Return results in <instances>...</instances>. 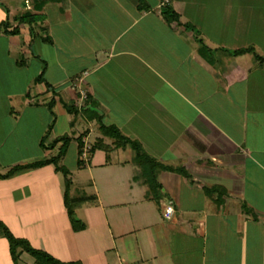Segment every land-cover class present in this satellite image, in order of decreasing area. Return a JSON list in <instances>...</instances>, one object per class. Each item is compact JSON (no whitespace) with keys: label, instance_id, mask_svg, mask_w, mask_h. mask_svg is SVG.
I'll return each mask as SVG.
<instances>
[{"label":"crops","instance_id":"1","mask_svg":"<svg viewBox=\"0 0 264 264\" xmlns=\"http://www.w3.org/2000/svg\"><path fill=\"white\" fill-rule=\"evenodd\" d=\"M138 1L66 0L61 9L47 0L36 11L33 0H0V21L17 27L15 34L0 29V172L56 151L58 143L38 144L52 100L56 117L45 142L72 137L68 147L74 141V167L83 175L71 189L82 184L96 196L75 208L83 227L74 231L61 172L52 164L22 169L0 178V220L61 261L264 264V67L247 52H218L207 62L183 26L192 24L210 48L250 45L264 56V0H143L148 9ZM162 2L177 22L162 18ZM25 11L40 19L17 22ZM81 90L104 124L186 172L155 170L161 202L137 177L129 147H115L85 113L65 110L79 105ZM83 131L84 145L100 139L107 150L95 148L78 166L74 138ZM167 201L170 218L162 215ZM26 255L14 263L0 236V264H33Z\"/></svg>","mask_w":264,"mask_h":264},{"label":"trees","instance_id":"2","mask_svg":"<svg viewBox=\"0 0 264 264\" xmlns=\"http://www.w3.org/2000/svg\"><path fill=\"white\" fill-rule=\"evenodd\" d=\"M47 0H33V9L40 10L42 5ZM54 2H60V8L64 9L66 6V0H50ZM138 8L140 9H148V5L145 4L143 0L138 1ZM159 12L162 18L166 22H177L179 14L173 9V7L166 2H162L159 5ZM17 22H25L31 25L40 19L39 13H34L31 11H25L22 14L18 15L16 18ZM184 28L192 31L193 39L196 41V49L198 54L204 58L207 62L213 63L212 54L215 49L222 50L226 52L230 56H236L243 53H251L254 60L261 67H264V56L259 55L255 52L254 48L250 45L244 47H238L234 49L228 48H210L208 47L202 38L199 36V32L194 26L190 23H183ZM0 29L4 32H8L10 34H15L17 32V27L13 26L10 29L7 28V23L5 21H0ZM42 71L39 72L34 78V81H42ZM47 86L50 85L47 83ZM89 101L84 100L83 104L75 105L74 103L68 104L65 106V110L71 115L75 116L79 112L85 113L88 119L94 120L97 124L98 131L104 135L113 139V145L115 147H129L131 152V161L135 163L139 167V173L137 175L141 181L147 185L149 188L150 194L152 195V199L156 202L159 198V192L161 191V186L156 178V169H166V170H176L186 174L183 170L177 166H170L167 164H163L149 155L142 147L140 142L136 139L130 138L124 135L115 125L113 124H104L102 121V115L99 112L98 108H91V104ZM52 100H49L46 104L47 110L50 115V119L46 125L44 133L39 139V146L43 149H52L57 143L56 151L53 154L48 155L42 159L32 160L29 162L14 164L8 169H6L3 173L0 172V178H5L11 176L15 172L22 169H29L34 167H39L46 164H52L56 171L62 172L63 175V184L64 189L62 193V203L68 217L70 226L72 230L77 231L82 229L83 223L77 218L75 214V208L80 206L85 202H93L96 199L94 194L85 193L80 187L82 184L77 185L76 191L71 194L69 193V189L74 185V182L71 180L68 174V170L61 163L62 157L64 156L68 144L72 137L63 133L58 136L53 137L49 142H45L46 137L50 134L52 126L55 121V113L52 109ZM73 121H70L72 124ZM84 131L79 133L74 139L76 142V153L77 160L76 163L78 166L83 163V158H81V153L84 147L83 137ZM95 148H101L107 150V146L104 145L100 139L95 140L87 149L88 153L93 151ZM213 189H207L206 191L209 193ZM219 199L215 200V204L218 205ZM241 208L243 211L250 213V211L245 207L244 203H241ZM0 236L4 237L7 242L8 253L10 258L14 263L17 262L18 256L20 252H26L33 258V264H81L79 260H70V261H61L46 251L33 247L26 238L15 236L9 228L0 220Z\"/></svg>","mask_w":264,"mask_h":264},{"label":"rangeland","instance_id":"3","mask_svg":"<svg viewBox=\"0 0 264 264\" xmlns=\"http://www.w3.org/2000/svg\"><path fill=\"white\" fill-rule=\"evenodd\" d=\"M218 52H223V51H219V50H214V52H213V54H212V57H214V54L215 53H218ZM225 53V52H224ZM33 68H32V66H30L28 69H27V71H26V76H28L29 78H31V76H32V74H33ZM85 127V126H84ZM79 130H81V128L80 127H77L76 128V131H79ZM88 139H92V134H90V136L88 137ZM74 141H71V143H70V145H69V147H68V149H67V151H66V157H65V159H64V161H63V165L66 167V169L68 170V174H67V176H69L71 179H75V180H77V179H79V177H81V175H83L80 171H78V170H76L75 169V167H74ZM164 164V163H163ZM177 167H179V166H177ZM179 168H181V167H179ZM61 174H62V172H61ZM60 185H61V190H62V192H63V189H64V184H63V175H62V183H60ZM54 186H55V184H54ZM55 188V187H54ZM69 193H71V194H73L74 193V191L70 188L69 189ZM162 193H161V191L159 192V198L157 199V201L155 202L156 204L157 203H159V202H161L162 200ZM163 204H165L164 202H163ZM26 256H28V258L30 257L29 255H26ZM31 258V257H30Z\"/></svg>","mask_w":264,"mask_h":264},{"label":"built area","instance_id":"4","mask_svg":"<svg viewBox=\"0 0 264 264\" xmlns=\"http://www.w3.org/2000/svg\"><path fill=\"white\" fill-rule=\"evenodd\" d=\"M87 94L84 90H81L79 92L78 97L76 98V102L77 104L81 105L83 104L84 100L86 99ZM89 146L88 145H84L82 153H81V158H83V160L87 159V155H88V149ZM173 213V206H172V202L171 201H167L166 204L163 206L162 208V215L164 218H170L172 216Z\"/></svg>","mask_w":264,"mask_h":264}]
</instances>
